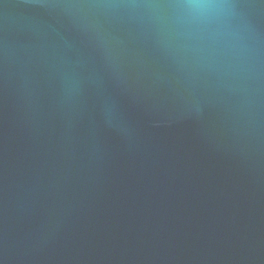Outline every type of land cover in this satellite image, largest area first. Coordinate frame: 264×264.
Masks as SVG:
<instances>
[{
  "label": "water",
  "instance_id": "1",
  "mask_svg": "<svg viewBox=\"0 0 264 264\" xmlns=\"http://www.w3.org/2000/svg\"><path fill=\"white\" fill-rule=\"evenodd\" d=\"M0 0V264H264V0Z\"/></svg>",
  "mask_w": 264,
  "mask_h": 264
},
{
  "label": "clouds",
  "instance_id": "2",
  "mask_svg": "<svg viewBox=\"0 0 264 264\" xmlns=\"http://www.w3.org/2000/svg\"><path fill=\"white\" fill-rule=\"evenodd\" d=\"M193 7L196 8H210L214 5L211 3V0H192Z\"/></svg>",
  "mask_w": 264,
  "mask_h": 264
}]
</instances>
